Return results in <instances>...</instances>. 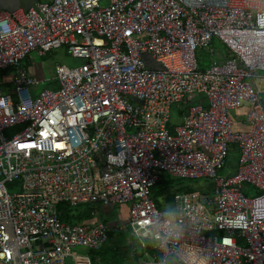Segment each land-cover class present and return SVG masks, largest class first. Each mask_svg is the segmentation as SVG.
<instances>
[{"label": "built area", "instance_id": "2783aa9c", "mask_svg": "<svg viewBox=\"0 0 264 264\" xmlns=\"http://www.w3.org/2000/svg\"><path fill=\"white\" fill-rule=\"evenodd\" d=\"M60 47L85 62L56 65L57 87L38 93L22 62ZM9 68L0 264H90L73 249L99 250L107 225L62 221L59 205L95 203H130L141 264H264V0H39L1 10L0 70ZM195 93L206 102L171 128L172 105ZM245 104L249 130L236 132L231 113ZM232 146L236 169L221 174ZM161 173L208 178L213 191L175 193L159 209L151 193Z\"/></svg>", "mask_w": 264, "mask_h": 264}, {"label": "rangeland", "instance_id": "374dc122", "mask_svg": "<svg viewBox=\"0 0 264 264\" xmlns=\"http://www.w3.org/2000/svg\"><path fill=\"white\" fill-rule=\"evenodd\" d=\"M49 1V0H41ZM103 1L102 4H104ZM215 49L223 48V45L215 39L213 42ZM199 59L203 61V65H208L211 57L206 50H201L198 52ZM85 59L73 57L65 47H60L58 49H53L46 55H39L37 52H31L28 57L23 62L24 68H36L40 76H36L39 79V84L35 85V89L39 91L46 88H55L57 84L52 83L55 80V67L56 65H65L67 67H75L83 64ZM147 62L152 65L153 61L147 57ZM14 75V70L9 68L7 70H0V87L4 86L3 93H11L13 91V84L11 79ZM261 90L264 84L259 85ZM201 102H206L204 96L200 93H195L194 96L188 97V100L174 104L170 110V124L179 125L182 122L183 113H185L189 106L198 104ZM248 107L245 104V109ZM16 130H7V133H13ZM235 146H232L228 155V164L234 165L236 160H238L239 154L235 151ZM221 174H224L223 172ZM164 176V181L160 183L154 190H158L159 187L167 188L171 194L176 188H189L192 191L203 192L207 189H211V180L208 178L201 179H184L177 178L167 175L166 173H161ZM9 192L13 193L20 190V183L8 186ZM153 190V191H154ZM173 194V193H172ZM162 202V207L171 209L172 203L170 200H164L159 197ZM69 210V216L73 222H80L79 216H84L86 214L89 219L81 221L83 224H91L88 222L91 219L103 220L105 224L109 227V238L108 242L102 246L99 250H85L81 247H75L73 253H75L79 258L86 257L87 261L92 264H104L105 260H111L113 264H141L140 261L145 259L143 249L137 241V238L132 234L131 227L128 226L127 222L129 220L130 203L122 205H105L102 203L95 204H82L75 207L67 206ZM66 210V209H65ZM97 212V214H92ZM69 222V221H66ZM95 222V220L93 221ZM147 243V247L151 248L152 241L144 239ZM136 246L135 247H133ZM140 246V247H139ZM111 258V259H110ZM75 259L73 256L66 258L67 264H73ZM174 259H170V264H174Z\"/></svg>", "mask_w": 264, "mask_h": 264}, {"label": "crops", "instance_id": "0c3cea01", "mask_svg": "<svg viewBox=\"0 0 264 264\" xmlns=\"http://www.w3.org/2000/svg\"><path fill=\"white\" fill-rule=\"evenodd\" d=\"M36 1H39V0H0V11L1 10H14V9H18V8H22V9H27V8H29L30 6H32ZM66 48V47H65ZM67 49V48H66ZM219 51H222L223 50V48H221V49H218ZM209 54V56H210V53H208ZM199 55V54H198ZM198 58H199V56H198ZM24 62V61H23ZM23 62H22V67H23ZM212 62V60L210 59V61L208 62V65L210 64ZM199 63H201V65H202V67H206V66H208V65H203V61H201L200 59H199ZM63 65V64H62ZM201 65H200V67H201ZM24 68V67H23ZM24 69H26L27 71H28V73L34 78V79H36V80H38L39 81V79L38 78H36V76H40V74H39V72H38V70L36 69V68H34V69H31V68H24ZM52 83H55V80L53 79L52 80ZM256 83L258 84V87H260L259 85L260 84H262L263 83V81L262 80H257L256 81ZM56 84V83H55ZM3 88H4V86H1L0 87V91H3ZM201 103H203V102H201ZM205 103V102H204ZM246 114H247V108L245 109V105H243L241 108H239V109H237V110H234V111H232V113H231V116H232V120H233V130L234 131H236V132H246V131H248L249 130V126H248V123H247V120H246ZM172 126H174V125H171L170 124V127L172 128ZM236 151V150H235ZM237 152V151H236ZM236 164H237V160H236V163L234 164V165H230V164H228L227 166H226V168L222 171L224 174H232V173H234V171H235V169H236ZM221 172V173H222ZM184 179H187V178H184ZM188 188V187H187ZM179 188H176L172 193H173V195L175 194V193H183V192H185V191H182V190H178ZM213 191V185H212V183H211V189H207V190H205V191H203V192H206V193H209V192H212ZM192 192H196V191H192ZM197 192H199V191H197ZM172 199H173V197H172ZM172 199H171V201H172ZM163 208V207H162ZM96 214H97V212H96ZM102 221V222H104L103 220H99V219H96V218H94V219H91V220H88V222L90 223V222H93V221ZM128 223V222H127ZM107 225V224H106ZM107 227H108V225H107ZM108 230H109V227H108ZM109 238V237H108ZM108 242V241H107ZM106 242V243H107ZM105 243V244H106ZM104 244V245H105ZM103 245V246H104ZM146 246H147V243H146ZM133 247H135L136 248V246H134L133 245ZM140 247V246H139ZM102 248V247H101ZM100 248V249H101ZM148 248V250H152V246H151V248H149V247H147ZM112 259H113V257H111ZM110 258V259H111ZM112 259L111 260H109V264H113L112 262ZM141 263V262H140ZM90 264H92V263H90Z\"/></svg>", "mask_w": 264, "mask_h": 264}, {"label": "trees", "instance_id": "16d2710c", "mask_svg": "<svg viewBox=\"0 0 264 264\" xmlns=\"http://www.w3.org/2000/svg\"><path fill=\"white\" fill-rule=\"evenodd\" d=\"M201 65V63H199ZM202 67V65H201ZM184 114V113H183ZM164 181V176H161V179L160 181H158L156 183V185L153 187L152 189V199L154 200V203L155 205L161 209L162 208V202L160 201L159 197L161 196L162 199H164L165 201L166 200H170L172 199L173 197V194L171 192H169L168 190V187L164 189V187H159L158 190H154L160 183H162ZM154 190V191H153ZM178 190H182V191H185V192H192V189H189V188H179ZM59 209L61 211V215H60V218L62 221H69V222H72L71 219V216H69V210L67 208V205L65 204H60L59 205ZM66 209V210H65ZM85 218V220L89 219L88 216L86 214H84V216H79V219H80V222L83 221V219ZM109 235V233H108ZM104 264H109V260H105V263Z\"/></svg>", "mask_w": 264, "mask_h": 264}, {"label": "snow or ice", "instance_id": "6c2138e0", "mask_svg": "<svg viewBox=\"0 0 264 264\" xmlns=\"http://www.w3.org/2000/svg\"><path fill=\"white\" fill-rule=\"evenodd\" d=\"M42 135H44V134L42 133ZM21 147L23 148V147H24V145H21Z\"/></svg>", "mask_w": 264, "mask_h": 264}, {"label": "clouds", "instance_id": "9594fccd", "mask_svg": "<svg viewBox=\"0 0 264 264\" xmlns=\"http://www.w3.org/2000/svg\"><path fill=\"white\" fill-rule=\"evenodd\" d=\"M170 227V225H168Z\"/></svg>", "mask_w": 264, "mask_h": 264}]
</instances>
